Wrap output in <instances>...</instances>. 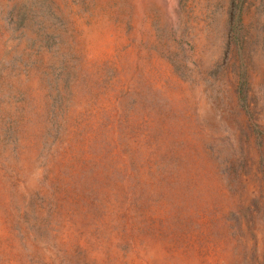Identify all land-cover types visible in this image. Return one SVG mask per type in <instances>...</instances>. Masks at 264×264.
<instances>
[{
	"label": "rangeland",
	"instance_id": "374dc122",
	"mask_svg": "<svg viewBox=\"0 0 264 264\" xmlns=\"http://www.w3.org/2000/svg\"><path fill=\"white\" fill-rule=\"evenodd\" d=\"M0 264H264V0H0Z\"/></svg>",
	"mask_w": 264,
	"mask_h": 264
}]
</instances>
